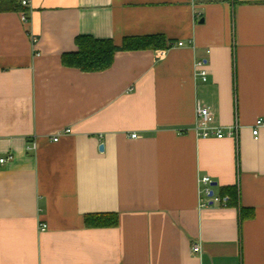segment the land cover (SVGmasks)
I'll use <instances>...</instances> for the list:
<instances>
[{
  "label": "crops",
  "instance_id": "crops-1",
  "mask_svg": "<svg viewBox=\"0 0 264 264\" xmlns=\"http://www.w3.org/2000/svg\"><path fill=\"white\" fill-rule=\"evenodd\" d=\"M18 2L0 0V264H264V0H30L28 22ZM82 35L166 49L83 73L61 62ZM198 105L236 136L198 137Z\"/></svg>",
  "mask_w": 264,
  "mask_h": 264
},
{
  "label": "trees",
  "instance_id": "trees-1",
  "mask_svg": "<svg viewBox=\"0 0 264 264\" xmlns=\"http://www.w3.org/2000/svg\"><path fill=\"white\" fill-rule=\"evenodd\" d=\"M13 1L18 2V0ZM75 43L77 52L65 54L61 62L63 66L76 68L83 73L109 69L117 51L166 49L165 39L161 36L140 39L126 38L121 46H116L112 40H96L93 37L82 35L76 39ZM230 197L229 200L232 201L233 198ZM85 222L88 226L93 225L102 228L114 227L118 224L117 216L111 214L97 215L94 216V219L87 217Z\"/></svg>",
  "mask_w": 264,
  "mask_h": 264
},
{
  "label": "built area",
  "instance_id": "built-area-1",
  "mask_svg": "<svg viewBox=\"0 0 264 264\" xmlns=\"http://www.w3.org/2000/svg\"><path fill=\"white\" fill-rule=\"evenodd\" d=\"M20 3V6L25 9L24 12L21 13V19L23 22H28V13L26 10H28L29 6H30V0H18ZM33 42L36 43L37 39L33 38ZM183 44L179 43L178 46L181 47ZM166 50H162L158 53V57L159 58H163L166 56ZM196 76H198V78L200 77L203 81H207V71L204 69V62H199L197 64V71H196ZM196 119H197V123L195 125L194 131L195 133H197L198 137H202V138H224V137H235L236 136V127H230V129L228 131L225 132V130L223 129V127L217 125L214 122V118L210 112V110L208 108L202 107L201 105L197 106L196 109ZM264 126V119H258V121L256 122V124L253 127V136L254 139L258 138L259 135V127ZM71 131L70 130H65L64 133L69 134ZM133 138H136L137 135H132ZM59 140V135H57L54 139L55 142H57ZM36 147L35 144L32 145V147H30L31 149H34ZM12 160V156H8V157H3L0 158V163H6ZM201 184L204 185L203 191L205 193V195L208 196H213L211 195L213 192L210 189L211 186V180L208 177L203 178V180L201 181ZM215 202L219 201L218 199L214 200ZM47 225L41 224L40 226V230L42 232H45L47 229ZM194 252L195 253H199L201 248H199V246H195L194 248Z\"/></svg>",
  "mask_w": 264,
  "mask_h": 264
},
{
  "label": "water",
  "instance_id": "water-1",
  "mask_svg": "<svg viewBox=\"0 0 264 264\" xmlns=\"http://www.w3.org/2000/svg\"><path fill=\"white\" fill-rule=\"evenodd\" d=\"M101 149H102V147L100 148V151H101ZM214 186H215V184H214ZM211 195H213V193Z\"/></svg>",
  "mask_w": 264,
  "mask_h": 264
}]
</instances>
